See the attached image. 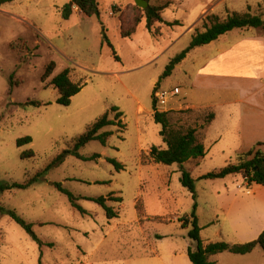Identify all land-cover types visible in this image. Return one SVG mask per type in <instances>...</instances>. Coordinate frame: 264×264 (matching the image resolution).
Listing matches in <instances>:
<instances>
[{
    "label": "rangeland",
    "instance_id": "obj_1",
    "mask_svg": "<svg viewBox=\"0 0 264 264\" xmlns=\"http://www.w3.org/2000/svg\"><path fill=\"white\" fill-rule=\"evenodd\" d=\"M170 1L173 5L163 12V23L153 28L156 35L148 32L143 19L137 33L127 39L121 37L120 19L130 25L134 18L143 16L134 0H98L100 16L92 18L73 8L66 19L64 11L72 0H14L0 8V183L23 184L50 166L105 113L115 119L114 107L123 113L119 121L124 126L103 130L113 133L106 146L92 142L79 152L83 157L101 158L86 162L66 156L32 188L1 195L6 212L0 214V264H38L40 259L43 264H160V257L176 247L178 251L195 248L189 230L181 227V220L193 213L195 205L201 223H209L218 216L223 219L216 201L218 193L239 187L243 192L251 191L252 185L240 175L221 181L200 179L237 163L250 150V141L241 130L247 104L255 99L254 94L247 96L240 89L239 136L233 124L236 113H226L213 131L216 135L227 127V135L219 143L206 144L205 157L186 166L195 179L196 200L183 187L178 165L143 164L153 146L166 147L161 126L153 118L155 87L181 89L165 112L173 128H195L203 138L212 110L192 104L211 106L219 112L228 105L234 109L237 93L227 86L237 80L219 68L199 74L202 64L198 61L204 63L207 52L212 56L221 49L228 54L224 67L229 69V61L238 60L239 75H246L251 59L245 58L236 42L253 37L251 32L264 37L261 29L230 32L220 41L191 51L173 75L158 84L171 59L189 47L196 33L204 32L212 13L220 14L221 20L233 13L264 17V0H226L221 4L222 0ZM147 2L155 4L156 0ZM175 22L178 25H171ZM52 62L55 71L43 82ZM65 69H69L70 79L83 87L68 107L57 104L58 92L50 85ZM180 70H190L191 79L185 80ZM238 81L239 87L249 84L245 78ZM32 102L51 105L35 106ZM230 119L233 126H229ZM213 134L210 132L211 138ZM25 137H31L32 144L19 148L17 141ZM30 150L35 157L23 159L22 154ZM108 158L123 164L124 170L117 173L107 163ZM55 183L72 192L87 215L74 210L68 197L55 189ZM99 197L122 199L121 203L107 202L117 218L109 220L100 205L87 199ZM9 210L33 224L42 245L11 219ZM223 232H229L225 225ZM146 251L156 255L138 260ZM180 253L162 260L191 264ZM216 260L218 264H264V253L257 247L252 255L226 253Z\"/></svg>",
    "mask_w": 264,
    "mask_h": 264
},
{
    "label": "trees",
    "instance_id": "obj_2",
    "mask_svg": "<svg viewBox=\"0 0 264 264\" xmlns=\"http://www.w3.org/2000/svg\"><path fill=\"white\" fill-rule=\"evenodd\" d=\"M14 0H0V8L6 4H11ZM148 1V0H146ZM173 3L170 0H156L155 4H149L146 10H140L136 7L138 12L143 13V16H138L134 18L130 25L126 24L124 19H120V33L123 39L131 38L137 33L138 27L142 23L143 19L146 22V29L149 33L156 35L153 32V28L158 23H163L162 14L167 9L171 8ZM73 8H77L86 17H98L100 16V6L98 0H72L71 7H68L64 11V17L69 18ZM209 25H205L204 32H198L193 36L189 47L182 53L171 59L169 65L158 82L162 79L169 78L173 75L176 68L187 59L191 51L196 48L204 47L210 45L211 43L219 40L222 36L233 32L235 30L248 31V30H264V17L261 15H253L251 13H233L229 15L226 19L221 20L216 15H211L207 17ZM171 25H178V22ZM104 41L112 49L115 59L119 61V57L116 56V52L112 43L109 39L104 36ZM55 71V63H50L42 77V81H46ZM157 84V85H158ZM50 85L58 92L57 104L68 107L71 105L72 98L78 95L82 91V86L74 83L70 79L69 69H65L59 75L55 76ZM159 88L155 87L153 92V118L157 124L161 126L160 136L163 143L166 145L165 148L153 146L149 153L145 155L143 159L144 165L156 164L164 166L178 165L180 172L182 173L181 183L183 187L188 189L196 200L195 195V179L192 177V171L186 169L187 164L191 160L198 158H204L206 155L205 146L203 144V138L198 135V131L195 128L187 129H175L172 127L169 114L167 112H158L156 110V100L155 94L158 92ZM31 105L35 106H49L50 103L42 104L40 102H32ZM111 112L115 113V119H110V113H105L99 120H97L93 125L89 126L87 132L79 137L77 141L60 157H58L50 166L44 170L35 174L32 178H29L23 184H8L0 183V197L7 191L13 190H27L35 186L44 175L50 170V168L55 167L58 163L62 162L66 156H73L82 161H95L101 158L100 155H94L91 157H83L79 152L86 145L92 142H99L103 146H106L107 141L113 136L112 132H103L107 127H121L124 128L123 124L119 121L123 117V113L119 111L118 108L114 107ZM214 120V114L205 122V128L211 124ZM118 121V122H117ZM204 128V129H205ZM32 144L31 137L21 138L17 141V146L19 148ZM35 153L33 150L25 152L22 154V158H34ZM107 163L111 164L117 173L124 170V165L118 162L116 159H107ZM240 175L249 185L264 186V153L261 151H251L247 154L241 155L238 158V162L234 164H229L223 169L209 173L203 177L201 180H223L230 176ZM109 183V182H107ZM106 183V184H107ZM55 189H57L61 194L68 197L69 202L74 210L79 211L83 215H87V212L78 204L77 197L64 187L61 183L53 184ZM100 205L105 211L107 218L109 220L118 217V214L114 209L108 206V201H114L121 203L122 199H107L105 197L99 198H87ZM137 208V204H136ZM197 206L195 205L194 211L190 216H184L181 220V227L183 229L189 230V238L195 244V249L188 250V257L191 264H211L209 262V257L224 252H228L233 255L245 256L253 253V251L260 247L264 252V231L260 234L258 239L244 243V244H228L225 242L211 243L205 246L201 240V227L199 225L198 216L196 214ZM138 210V208H137ZM140 211V210H138ZM6 212L5 208L0 202V214ZM11 219L17 223L31 238L34 242L42 245V242L38 238L37 234L33 230V224L26 222L22 219L15 211H7ZM38 264H43L40 259Z\"/></svg>",
    "mask_w": 264,
    "mask_h": 264
},
{
    "label": "crops",
    "instance_id": "obj_3",
    "mask_svg": "<svg viewBox=\"0 0 264 264\" xmlns=\"http://www.w3.org/2000/svg\"><path fill=\"white\" fill-rule=\"evenodd\" d=\"M226 0H222L219 4L224 3ZM218 4V5H219ZM218 5L214 6V8L218 7ZM212 13V12H211ZM212 15L219 16L220 14L212 13ZM203 16L200 17L199 21ZM244 33V32H243ZM253 37L243 38L236 42V47L242 48L244 50L245 58H250L251 61L248 64L249 73L251 75H239V62L229 61L231 63V67L226 69L224 67V58L228 55L226 52H223L221 49L217 50V54H213L210 56L211 52H207L205 55V61L200 62L198 64H202L199 67V74H205L207 69H216L219 68L226 72L231 78L236 79L237 81L234 84L228 85L227 87L235 89L234 91L237 93V98L235 100L234 109L233 106L228 105L223 107L221 111H213V107L211 106H198L196 104H192L193 107H201L204 109L212 110V114H214V120L211 122L209 126L205 128V135L203 137V144H212L219 143L225 135H227V127L221 129L216 135L213 131V128L220 121L223 116H226V113L229 116H232V112L236 113V122L233 123L236 128V133L239 136V89L243 94L252 93L254 94V101L247 104L246 108L247 112L243 114L244 122L242 125V135L246 136L250 141V150L244 152L247 154L251 151H261V148L264 147V37L257 35L254 32H251ZM222 38V37H221ZM217 41H220V39ZM215 41V42H217ZM213 42V43H215ZM211 43V44H213ZM210 44V45H211ZM235 49V47H234ZM193 63V62H192ZM191 70V69H190ZM186 70H180L181 75L185 80H189L192 77V72ZM244 76V77H243ZM239 77L249 82L248 85H241L239 87ZM179 88V87H174ZM180 89V88H179ZM231 90V89H230ZM181 91V89H180ZM232 125V120L230 119ZM210 132H213V137L211 138ZM215 135V136H214ZM253 148V149H252ZM206 150V147H205ZM199 159V158H198ZM203 159V158H202ZM200 159V160H202ZM224 180V179H223ZM217 181V180H216ZM221 181V180H220ZM218 197L216 201L220 208L221 213L223 214V219L210 220L209 223H201V219L198 216L199 225L201 227V240L205 246L211 243L217 242H227L228 244H244L248 242H252L260 236V234L264 231V186L252 185L250 192H243V190L239 188H229L222 193H218ZM223 225L229 228V232L224 234ZM232 235L233 238L229 239L227 236ZM195 246V245H194ZM192 249L188 247L186 251H178L176 247L171 251V253L161 256L157 255L161 259L160 264H178V263H164L162 258H174L177 257L179 252L185 258H188V250ZM195 249V248H194ZM192 249V250H194ZM257 248L253 251L255 253ZM158 253V252H157ZM230 254L228 252H224L221 254L213 255L209 258V262L211 264H218L216 260L217 257L222 256L224 254ZM248 254V255H252ZM264 253V252H263ZM156 255L151 252H144L143 254L138 255V260L148 259L149 257H153ZM233 255V254H230ZM239 256V255H235ZM247 256V255H245ZM134 259V258H133ZM213 259V260H211ZM191 263V262H190Z\"/></svg>",
    "mask_w": 264,
    "mask_h": 264
},
{
    "label": "built area",
    "instance_id": "obj_4",
    "mask_svg": "<svg viewBox=\"0 0 264 264\" xmlns=\"http://www.w3.org/2000/svg\"><path fill=\"white\" fill-rule=\"evenodd\" d=\"M181 93L179 88L171 90H158L155 94L156 110L158 112H165V108L169 105L170 101L179 96Z\"/></svg>",
    "mask_w": 264,
    "mask_h": 264
},
{
    "label": "water",
    "instance_id": "obj_5",
    "mask_svg": "<svg viewBox=\"0 0 264 264\" xmlns=\"http://www.w3.org/2000/svg\"><path fill=\"white\" fill-rule=\"evenodd\" d=\"M134 1L135 4L143 10H146L149 6V3L146 0H134Z\"/></svg>",
    "mask_w": 264,
    "mask_h": 264
}]
</instances>
